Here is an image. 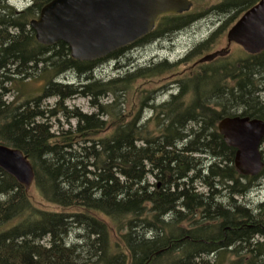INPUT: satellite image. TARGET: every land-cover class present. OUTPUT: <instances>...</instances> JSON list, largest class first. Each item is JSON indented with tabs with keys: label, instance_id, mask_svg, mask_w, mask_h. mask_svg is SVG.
Instances as JSON below:
<instances>
[{
	"label": "trees",
	"instance_id": "obj_1",
	"mask_svg": "<svg viewBox=\"0 0 264 264\" xmlns=\"http://www.w3.org/2000/svg\"><path fill=\"white\" fill-rule=\"evenodd\" d=\"M49 1L17 9L0 0V143L27 155L33 186L61 209L36 205L34 193L0 167V264H264V204L253 209L239 199L255 178L238 171L236 150L217 127L239 112L264 119V86L255 78L264 56L238 60L236 91L221 89L219 72L208 70L195 80L182 76V91L157 105L156 90L135 88L136 81L166 67L97 79L107 58L77 60L64 41L40 43L31 20ZM257 1L224 0L217 8L233 12V23ZM199 15L166 16L156 29ZM70 71L81 81H60ZM40 77V95L4 100L20 81ZM77 96L95 111L66 105ZM147 109L153 115L144 119ZM75 230L82 236L71 240ZM185 230L190 238L168 248Z\"/></svg>",
	"mask_w": 264,
	"mask_h": 264
},
{
	"label": "water",
	"instance_id": "obj_2",
	"mask_svg": "<svg viewBox=\"0 0 264 264\" xmlns=\"http://www.w3.org/2000/svg\"><path fill=\"white\" fill-rule=\"evenodd\" d=\"M193 6V0H51L31 20V27L40 43L52 45L62 40L74 59L90 61L139 40L155 28L161 16L188 12ZM227 39L228 44L235 42L251 54L264 50V0L240 17ZM223 54L216 51L202 61ZM218 128L225 142L236 149L238 171L247 176L261 172L264 162L259 146L264 121L236 115L224 118ZM0 167L26 191L35 183L34 166L18 148L0 143Z\"/></svg>",
	"mask_w": 264,
	"mask_h": 264
},
{
	"label": "rangeland",
	"instance_id": "obj_3",
	"mask_svg": "<svg viewBox=\"0 0 264 264\" xmlns=\"http://www.w3.org/2000/svg\"><path fill=\"white\" fill-rule=\"evenodd\" d=\"M32 0H9V3L11 5H14L17 9H23L26 6H28L31 3ZM194 1V7L186 13L190 14H203L206 12V10L212 9V12H209L205 16L202 17V20H200L198 23L194 24L191 27H187V32L183 33L179 36L177 39V46L174 48V50H171L168 48L170 44H165V46L171 50H162L159 51V53L162 56L169 57V64H167L165 71L160 75H155L152 77H145L140 78L136 82L135 88H140V90H161L163 88L168 87V89L165 90L163 94H161L159 97L161 99H169L170 93H171V85L175 84L177 81H179L182 77V73H191L192 70L196 71L197 69L191 68L192 61L188 63H180L178 65H175V62L180 60L181 57H184L186 53H189L190 50H195L196 46L201 42L207 43V49L204 51L202 50L200 52L203 56L204 54L208 52H213L216 50H219L221 48H229L231 51V55L226 58V60L231 61L234 65L239 64L238 60L247 58L249 55H252L251 53L245 51L239 44L232 42L228 44L227 34L230 30V27L234 23H226V25L223 26L222 30L213 36V34L217 31V23H215V20L219 18V16L223 17V14H220V12L214 11L213 9L220 4L221 1L224 0H193ZM217 10V9H216ZM231 14V13H229ZM241 17V16H239ZM227 18V17H225ZM166 26V25H165ZM164 26V27H165ZM209 39V40H208ZM171 46V45H170ZM155 48H159V46L156 44ZM153 53H156L154 51ZM136 59V62L134 64H130L129 66L132 67L133 72L136 70H142V69H148L152 67L144 66V61L149 58L147 55L146 57L142 53L136 54L134 57ZM197 59V58H195ZM221 60L225 62L222 58H217L211 62L204 63L203 67H206V69L212 71L215 70V65H218ZM194 61V59H193ZM119 64L128 65V61L126 59H123V61L117 63V66ZM117 66H114V62H112L109 59H106L105 61L101 62L98 65V69L96 71L95 76L97 77H105V78H111L113 75L116 74L118 69H116ZM206 70V72L208 71ZM81 77H79L75 71H70L67 73V77L65 75H62L60 78V81L70 80L71 82H78L81 81ZM44 79L43 78H29L26 80L20 81L18 84L14 86L13 91L9 94L8 97H5L4 99L7 101H13L16 95L19 93L22 95L21 101L30 99L32 97L40 95L44 90ZM262 98H264V95L262 94ZM106 99V98H105ZM56 98L52 97L49 99H46L44 102L45 106L53 105L55 103ZM161 101V100H160ZM159 101V102H160ZM158 103V102H157ZM66 105L68 107H79L81 110L86 112H92L95 110V108H92L90 105L89 99L85 98L83 96H77L67 101ZM144 119H147L153 115V111L150 109H147L143 112ZM62 122H65V118L61 119ZM75 119L71 121L72 125L75 123ZM69 125L65 122L63 124L64 129H66ZM263 150H264V144H263ZM254 179V178H253ZM259 180L264 183L263 179H255V182H259ZM257 184H254V188ZM201 191L205 190V187L201 185L199 188ZM34 193L33 200L36 205L41 206L42 208H46L49 210H60L61 208L55 204L46 201L43 199L40 195V193L36 190L35 186H32V188L29 190ZM240 200L242 198L239 197ZM244 201H251L254 200L255 203H259V201L264 202V190L259 191L258 189L253 190V192H250L248 196L243 199ZM258 201V202H257ZM83 232H80L79 230L72 231L70 234L71 240H76L79 238L78 236H82ZM115 235H112V242H115ZM83 243V241H81Z\"/></svg>",
	"mask_w": 264,
	"mask_h": 264
},
{
	"label": "bare ground",
	"instance_id": "obj_4",
	"mask_svg": "<svg viewBox=\"0 0 264 264\" xmlns=\"http://www.w3.org/2000/svg\"><path fill=\"white\" fill-rule=\"evenodd\" d=\"M223 1H221L220 2V4L222 3ZM258 2V1H257ZM256 2V3H257ZM255 3V4H256ZM255 4H253L252 6H250L247 10H249L250 8H252ZM218 6V5H217ZM217 6L213 9L214 11H217V12H220V14H223L224 16L223 17H221V16H219V18H217L216 20H215V23H217L218 25H217V30H219V31H221L222 30V28H223V26L224 25H226V23L228 24L229 23V21H230V18H231V15H232V13L233 12H229V11H221L219 8H217ZM27 7V6H26ZM217 9V10H216ZM221 9H223V8H221ZM228 9H230V8H228ZM232 9H234V8H232ZM231 10V9H230ZM246 10V11H247ZM245 11V12H246ZM209 12H212V9H209V10H206V12L205 13H203V14H200L199 16H198V18H196V19H194V20H192L190 23H186V22H183V21H180V22H175V24H173L174 26H175V29L173 30V35H172V37H171V40H168V41H164V40H161V41H158L156 44L159 46V48H157V50L159 51V50H166L167 48L165 47V43L167 42L168 44H171V43H173V45H176L177 46V39L179 38V36L181 35V34H183V33H186L187 32V27L189 26V27H191V26H193L194 24H196V23H198L200 20H202V17L203 16H205L206 14H208ZM244 12V13H245ZM229 13H231V14H229ZM243 13V14H244ZM242 14V15H243ZM241 15V16H242ZM225 17H227V18H225ZM240 19V17H238L235 21H234V23L232 24V26L231 27H233L235 24H236V22L238 21ZM230 27V28H231ZM218 33V31H216L214 34H213V36H215V34H217ZM209 40V39H208ZM59 41H62V40H59ZM163 41V42H162ZM58 42V41H57ZM57 42H55V43H57ZM161 42V46L158 44V43H160ZM55 43H53V44H55ZM163 45H164V47H163ZM175 46V47H176ZM241 46V45H240ZM242 47V46H241ZM243 48V47H242ZM196 49H197V51H194V50H190V52L189 53H186V55L184 56V57H181L180 58V60H178L177 62H175V65L177 64V63H188L189 61L191 62H193L192 64H191V68H193V69H197L196 71H194V70H192V72L191 73H186V72H183L182 74V76H186L185 78H190V79H192V80H195L198 76H201V75H204V73H206V70H208V69H206V67H203L204 65V63H208V62H211V61H213V60H215V59H217V58H222V59H224L225 60V62L223 61V60H221L219 63H217L218 65H215V70H217L218 72H219V74H220V76H221V80H220V88L221 89H232V90H234V91H236L237 89H238V86L240 85V81H239V79L238 78H236V77H238V75H240V73H239V71H240V65L239 64H237V65H234L231 61H229V60H226V58H228V56L229 55H231V51H230V49L229 48H221V49H219V50H216V51H223L224 52V54L223 55H218V56H216L214 59H212V60H205V61H202V59L206 56V55H209V54H213L214 52H216V51H213V52H208V53H206V54H204L203 56H198V55H201L200 54V52L203 50H205V49H207V43H205V42H200L197 46H196ZM195 49V50H196ZM228 49V50H227ZM244 49V48H243ZM200 50V51H199ZM245 50V49H244ZM115 51V50H114ZM259 55V54H262L263 56H264V50H262V51H260V52H258V53H256V54H252V55ZM195 58H197V59H195ZM193 59H194V61H193ZM167 64L170 66V64L168 63V62H163V63H161V64H158L157 66H155V67H153V68H159V67H165V66H167ZM263 64H264V61H263ZM97 69H98V66H97V68H96V70H95V74H96V71H97ZM116 69H118V71L116 72V74L115 75H113L110 79H115V78H122V77H124V76H126L127 74H129V73H132L133 72V70H132V67L131 66H129V65H124V64H119L117 67H116ZM258 74V76H256L255 78H257V79H259V80H261V83H260V86H264V68H262V72L261 71H259V72H257ZM94 77V76H93ZM95 78H97V79H99L100 77H97V76H95ZM182 79L181 80H184L183 78L184 77H181ZM199 79H197L196 81H198ZM178 82V84H172L171 85V87H172V89L170 90L171 91V93H170V97H169V99H167V100H165V99H161L159 96L161 95V94H163L164 92H165V90L166 89H168V87H166V88H163V89H161V90H156V94H157V97L154 99V103L155 104H157V105H159L161 102H168L170 99H171V97L173 96V95H177L178 94V92H180V91H182V88H183V85H182V82L179 80V81H177ZM189 85V87L190 86H194L195 84L193 83V82H190V83H188ZM44 85H45V83H44ZM187 86V85H186ZM263 95H264V88H263V90H262V92H261ZM262 94L260 95L261 96V99L264 101V98H262ZM9 96V94L8 95H6L5 97H8ZM4 97V98H5ZM84 97V96H83ZM32 98H34V97H32ZM32 98H30V99H32ZM85 98H88V97H85ZM102 98V100L104 101V102H109L112 98L111 97H108L107 95L105 96V97H101ZM106 98V99H105ZM22 99V98H21ZM89 99V98H88ZM5 100V99H4ZM27 100H29V99H27ZM161 100V101H160ZM25 101V100H24ZM160 101V102H159ZM20 102H23V101H20ZM44 102L45 101H43V107L45 108V107H47V106H45L44 105ZM89 102H90V100H89ZM158 102V103H157ZM90 105H91V103H90ZM49 106V105H48ZM92 106V105H91ZM92 108H94L93 106H92ZM95 111V110H94ZM84 112H86V111H84ZM93 112V111H92ZM86 113H90V112H86ZM261 114H264V110H262L261 112H260ZM236 115H239V116H248V117H250V118H258V119H261L262 121H264V119L263 118H259V117H251L250 115H241V113L239 112L238 114H236ZM236 115H232V116H225V117H223L222 119H220L219 120V122L220 121H222L224 118H226V117H234V116H236ZM219 122H218V124H219ZM76 124V122L73 124V126ZM217 127H218V125H217ZM218 130H219V128H218ZM224 138V137H223ZM263 144H264V136H263V138H262V140H261V143H260V146H259V150H260V152H261V154H262V160H263V162H264V152H263ZM6 145V144H5ZM228 145V144H227ZM262 145V146H261ZM8 146H10V145H8ZM229 146V145H228ZM12 147V146H11ZM231 147V146H230ZM15 148V147H14ZM236 150V149H235ZM235 158V157H234ZM207 159V158H206ZM234 164H235V162H234ZM243 175V174H242ZM260 175V177H259V179H263L264 178V168L261 170V172H259L257 175H255V176H253L254 178H256V176H259ZM245 176V175H244ZM247 177V176H246ZM257 180V179H256ZM254 184H257L256 186H255V188H254V185L252 186V187H250L249 188V190L247 191V193L245 194V195H243V196H239L240 198H246L247 196H248V194L250 193V192H253V190H255V189H258L259 191H262V190H264V183H262L260 180H259V182H255V180H254ZM195 187L199 190V191H201L199 188L201 187V184H200V181H196L195 182ZM247 203H249V204H251V206H252V208L253 209H255V208H257L258 209V207H259V205L261 206L262 204H264V202L263 201H259V203H255V201L254 200H251V201H246ZM258 202V201H257ZM228 229H230L229 227H227ZM186 238H190V235H189V233H188V230H185V231H181V232H179L178 234H177V237L175 238V239H172L170 242H169V245H167V247L168 248H175V247H178V245L180 244V242H182V241H184Z\"/></svg>",
	"mask_w": 264,
	"mask_h": 264
},
{
	"label": "flooded vegetation",
	"instance_id": "obj_5",
	"mask_svg": "<svg viewBox=\"0 0 264 264\" xmlns=\"http://www.w3.org/2000/svg\"><path fill=\"white\" fill-rule=\"evenodd\" d=\"M172 15L173 14L160 17L157 24H156V27L152 31L145 34L139 40H137V41H135V42H133L127 46L118 48L117 50L111 52L106 58L111 60L112 62H114V66H117V63L123 61V59H126L128 61V65H130V64L132 65L136 62V59L134 57L136 56V54L138 52L140 54L142 53V56L143 55L145 57L147 55L149 56V58L144 61V66H147V67H155L158 64H161L163 62H169V57H167L166 55L162 56L159 53V51H162V50L158 51L157 48H155V46H156V43L158 41L171 40V37L173 35V30L175 29V26L173 25V24H175V22L171 21L162 30L161 29L158 30L156 28H157V26H158V24L162 18H164L166 16L172 17ZM158 44L161 46V42ZM165 44H167V42ZM170 45L168 46V48H170L171 50H174L176 45H173V43H171ZM163 47H164V45H163ZM171 50H169V51H171ZM154 51H156V53H153ZM175 84H178V82H176ZM263 152H264V150H263ZM245 176H247V175H245ZM247 177H250V176H247ZM251 177H253V176H251ZM259 177H260V175L256 176L255 179H258Z\"/></svg>",
	"mask_w": 264,
	"mask_h": 264
}]
</instances>
